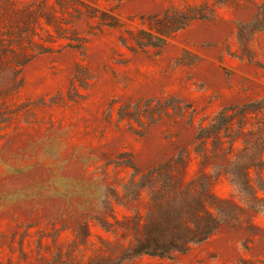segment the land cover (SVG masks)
Returning a JSON list of instances; mask_svg holds the SVG:
<instances>
[{
  "label": "rangeland",
  "instance_id": "1",
  "mask_svg": "<svg viewBox=\"0 0 264 264\" xmlns=\"http://www.w3.org/2000/svg\"><path fill=\"white\" fill-rule=\"evenodd\" d=\"M260 162L264 0H0V264H264ZM203 174L217 232L125 258Z\"/></svg>",
  "mask_w": 264,
  "mask_h": 264
},
{
  "label": "trees",
  "instance_id": "2",
  "mask_svg": "<svg viewBox=\"0 0 264 264\" xmlns=\"http://www.w3.org/2000/svg\"><path fill=\"white\" fill-rule=\"evenodd\" d=\"M206 130L201 129L200 144L204 146ZM165 172L170 169L164 166ZM256 169L260 181L259 190L264 191V162L257 166L249 164L241 167L242 182L235 180L241 193L256 195L252 184V170ZM220 176L215 172V181ZM211 176L203 174L196 185L189 184L171 206L158 205L156 210L147 214L142 231L135 236L134 242L125 250L124 256L132 259L141 256L166 258L185 253L191 246L208 240L225 223L222 210L224 201L218 198L212 188Z\"/></svg>",
  "mask_w": 264,
  "mask_h": 264
}]
</instances>
